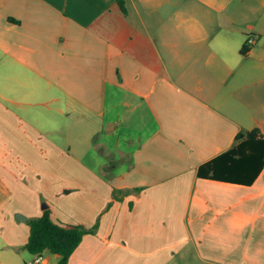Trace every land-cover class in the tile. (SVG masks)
<instances>
[{"label": "crops", "instance_id": "1", "mask_svg": "<svg viewBox=\"0 0 264 264\" xmlns=\"http://www.w3.org/2000/svg\"><path fill=\"white\" fill-rule=\"evenodd\" d=\"M256 126L264 0H0V264L47 208L67 264H264V167L197 175Z\"/></svg>", "mask_w": 264, "mask_h": 264}, {"label": "trees", "instance_id": "2", "mask_svg": "<svg viewBox=\"0 0 264 264\" xmlns=\"http://www.w3.org/2000/svg\"><path fill=\"white\" fill-rule=\"evenodd\" d=\"M121 4V0H118ZM241 52H247L243 45ZM264 167V135L259 127L242 129L236 133L227 150L201 163L200 178L233 183L251 184ZM30 232L25 248L32 254L48 250L60 255L59 264H67L71 253L83 235L94 231L79 223H61L52 219L47 208L42 215L28 219Z\"/></svg>", "mask_w": 264, "mask_h": 264}, {"label": "built area", "instance_id": "3", "mask_svg": "<svg viewBox=\"0 0 264 264\" xmlns=\"http://www.w3.org/2000/svg\"><path fill=\"white\" fill-rule=\"evenodd\" d=\"M256 41V38L254 35H252L251 33L250 34H247V38H246V42H245V46L247 48H249L250 46H252ZM43 260V251L42 252H39V253H36L34 254V257L33 259L29 262L30 264L31 263H37V262H41Z\"/></svg>", "mask_w": 264, "mask_h": 264}, {"label": "water", "instance_id": "4", "mask_svg": "<svg viewBox=\"0 0 264 264\" xmlns=\"http://www.w3.org/2000/svg\"><path fill=\"white\" fill-rule=\"evenodd\" d=\"M44 207H46V205H44ZM17 217H19L18 215H17ZM22 217V216H21Z\"/></svg>", "mask_w": 264, "mask_h": 264}, {"label": "rangeland", "instance_id": "5", "mask_svg": "<svg viewBox=\"0 0 264 264\" xmlns=\"http://www.w3.org/2000/svg\"><path fill=\"white\" fill-rule=\"evenodd\" d=\"M98 151V150H97ZM87 160V159H86Z\"/></svg>", "mask_w": 264, "mask_h": 264}]
</instances>
